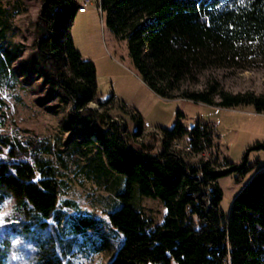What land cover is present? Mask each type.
<instances>
[{
    "label": "trees",
    "instance_id": "trees-1",
    "mask_svg": "<svg viewBox=\"0 0 264 264\" xmlns=\"http://www.w3.org/2000/svg\"><path fill=\"white\" fill-rule=\"evenodd\" d=\"M96 1L104 25L126 41L135 69L158 96L173 99L171 91L178 90L180 98L193 102L224 108L252 105L258 113L264 112L263 94H233L215 81L201 91L180 89L204 70L250 69L264 59V0ZM80 5L78 0H43L37 18L43 34L34 44L31 71L25 65L19 72L23 85L35 75L44 77L43 85L50 84L48 93L37 99L39 105L51 102L58 92L73 105L74 113L85 110L97 90L96 67L82 58L70 33ZM6 13L0 5V42L8 28ZM21 54V48L9 49L0 43V78L14 76L10 67ZM111 97L101 104L108 108ZM1 116L0 202L4 196L15 201L8 217L12 223L5 228L25 237L35 234L31 248L19 255L18 249H10L5 234L4 254L9 252V264H72L71 243L65 244L58 231L55 234V228L48 226L60 191L55 169L40 154L50 146L33 139L25 144L9 135L2 130ZM131 119L136 124L133 135L139 137L142 119L135 113ZM159 130L162 150L155 155L126 146L118 132L113 141L102 131L93 133L106 159L105 164L98 159L102 180L108 181L111 174L125 177L124 192L117 194L120 205L107 214L109 224L122 237L107 264H205V253L211 264H264V169L234 197L227 214L219 206L222 190L218 185L220 177L236 174L239 181L245 176L253 166L248 163L249 152L264 150V142L249 146L241 162L224 159L221 164L202 153L212 146L216 133L209 123L199 121L188 130L177 120L172 128ZM184 137L189 138L190 150L179 146ZM91 141L85 132L76 144ZM192 156L198 160L187 162ZM30 159L37 165L38 180ZM135 190L139 196L160 201L165 208L161 224L130 206ZM82 223H70L71 231L84 232L94 220L84 218ZM102 248L100 240L95 250Z\"/></svg>",
    "mask_w": 264,
    "mask_h": 264
},
{
    "label": "rangeland",
    "instance_id": "rangeland-1",
    "mask_svg": "<svg viewBox=\"0 0 264 264\" xmlns=\"http://www.w3.org/2000/svg\"><path fill=\"white\" fill-rule=\"evenodd\" d=\"M78 1L82 3L84 0ZM91 2L87 15L92 14V18L89 22L77 19L74 23L73 20L70 33L78 47L77 50L80 54L82 52L83 58H89L94 63L99 84L96 99L91 101L85 110L74 113L73 105L65 102L58 92L51 102L44 106L39 105L37 99L48 93L50 84L43 85L44 77L36 78L35 75L29 84L23 85L24 77L19 73L20 68L25 65L27 71H31L30 59L36 55L34 44L43 34L37 21L43 0H0V5L7 12L5 19L8 26L5 38L0 43L9 49L15 47L22 49V54L10 67L14 76L0 78L2 130L19 138L25 144L29 139L42 142L43 145L49 144V150L42 149L40 154L44 159H48L55 169L60 191L57 196L55 213L49 219L48 226L55 228V234L56 230L58 231L57 233L63 237L65 244L71 243L72 252H69L68 258L72 264H107L122 239L120 233L109 224L107 214L120 205L121 200L117 194L124 192L125 177L117 178L111 174L108 181L102 180L104 178L97 170V165L99 161L105 164L106 159L93 133L102 131L108 139L113 141V137L117 136L118 132L119 139L126 146L152 155L162 150L160 130L152 128L151 132V127L143 126L142 136H134L136 124L131 119L130 109L123 110L113 106L107 108L101 104L109 98L111 91L106 74L109 70L117 71V66L109 61L110 52L108 53L104 41L107 37H104L102 31L104 26L100 18L101 16L103 19V15L98 10L97 1L91 0ZM107 31L113 39L116 37L110 30ZM116 39L118 47L123 51L127 50L126 44ZM105 55L107 56L104 57ZM212 81L233 94L253 92L264 95V59L250 69L211 68L204 70L196 76L195 80L182 83L180 89L201 91ZM178 93V90H173L171 96L180 98ZM158 100L160 105L167 103L160 99V96ZM178 103L177 106L175 105L173 117L176 116V110L180 108L184 115L181 123L185 129L190 130L199 121H204L209 123L218 135L217 137L214 132L212 146L202 152L205 158H216L221 164L224 159L236 164L241 162L249 146L256 142H264V112L258 113L252 105L224 108L190 100ZM47 107H53V110L50 111ZM68 126L71 130L66 129ZM171 126L168 125L166 128ZM84 129L92 141L77 146L76 141H81L82 135L85 134ZM188 141L189 138L184 137L179 142V146L188 148ZM196 160H198L196 156L186 158L187 162ZM30 162L35 168V180H38L40 173L37 165L33 159H30ZM248 163L253 166L245 176L239 178V181L235 179L236 174L218 179V185L222 190L219 206L224 214L228 213L232 200L252 176L264 168V150L249 152ZM115 177L117 180H113ZM14 204L12 196H4L0 202V232L2 235L0 236V264H9V252H7L8 255L4 254L3 236L5 234L10 241V249L13 248L12 251L18 249V255L20 252L26 253L31 248L32 238H35L33 233L25 237L22 233L6 230L5 226L12 223L8 217L11 218ZM130 206L141 211L155 224H161L164 220L165 208L160 201L139 196L136 190ZM84 218L93 219L94 223L86 226L84 232L80 231L75 234L76 232L71 231L70 223L76 226L84 225L82 223ZM100 240L103 241V248L97 252L95 247ZM12 255L17 257L14 253ZM205 264H211V257L206 253Z\"/></svg>",
    "mask_w": 264,
    "mask_h": 264
},
{
    "label": "crops",
    "instance_id": "crops-1",
    "mask_svg": "<svg viewBox=\"0 0 264 264\" xmlns=\"http://www.w3.org/2000/svg\"><path fill=\"white\" fill-rule=\"evenodd\" d=\"M89 8H87V10L84 13H77L74 18V23L76 22L77 19L81 21L89 22L90 18H92L91 13H90L91 15H87L89 12L88 11ZM100 18H101L102 26H104L102 27L104 37H107L106 40L104 38L103 39L106 43L105 46L108 50V53L110 52L109 54L111 58L109 61L114 62L115 66H117L116 67L117 71L109 70L107 72L108 74H106L107 81L111 85L110 96L111 95L115 96L126 107H128L136 115H138L142 119V123L144 127H151L158 130L170 129L178 120V118L181 123V120L184 118V115L182 114L180 108L176 110L175 112L176 116L173 117L175 105L179 101H188V100L181 98L165 99L160 97V99L165 100L164 102H167L163 105H160L158 102L159 96H157V94L153 92L147 86V84L141 79L140 75L138 74L137 70L135 69L132 63L128 50L124 49L123 51L118 47L116 41L117 37H114V39L111 37L110 33H108L107 31L109 29L107 27L105 28L104 21L101 16ZM121 41H123L126 44L125 40H121ZM76 48L78 47L76 46ZM126 49H127V45H126ZM81 56L83 58L82 52H81ZM106 56L107 55H105L104 57ZM85 60H91V59L86 58ZM96 76H97L96 79H97V87H98L99 84L98 75ZM96 97H97V90H96ZM178 112L180 113V117L177 116ZM168 125H172V126L170 128H166V126Z\"/></svg>",
    "mask_w": 264,
    "mask_h": 264
},
{
    "label": "built area",
    "instance_id": "built-area-1",
    "mask_svg": "<svg viewBox=\"0 0 264 264\" xmlns=\"http://www.w3.org/2000/svg\"><path fill=\"white\" fill-rule=\"evenodd\" d=\"M91 0H84L81 4L83 6H81L79 8V13H84L88 6L91 4ZM98 5V4H97ZM98 10L100 11V8L98 7ZM115 107V108H118V109H123V110H126V107L121 101H119L115 96H112L110 101H109V104H108V107ZM129 109V108H128ZM128 113V112H127ZM130 115H134V112L130 109ZM151 132H152V128H151ZM142 136V131H141V135L140 137ZM190 144V143H189Z\"/></svg>",
    "mask_w": 264,
    "mask_h": 264
},
{
    "label": "bare ground",
    "instance_id": "bare-ground-1",
    "mask_svg": "<svg viewBox=\"0 0 264 264\" xmlns=\"http://www.w3.org/2000/svg\"><path fill=\"white\" fill-rule=\"evenodd\" d=\"M78 12H79V8H78ZM188 146H189V147H188V148L186 147V148H187V149H189V148L191 149V145H190V144H188ZM187 149H186V150H187Z\"/></svg>",
    "mask_w": 264,
    "mask_h": 264
}]
</instances>
